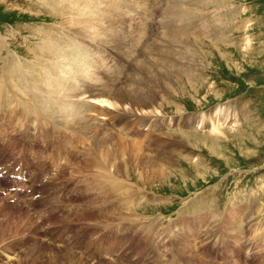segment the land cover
<instances>
[{
    "label": "rangeland",
    "instance_id": "obj_1",
    "mask_svg": "<svg viewBox=\"0 0 264 264\" xmlns=\"http://www.w3.org/2000/svg\"><path fill=\"white\" fill-rule=\"evenodd\" d=\"M45 2L0 0V164L19 150L24 135L28 143L47 139L45 145L53 146L51 168L62 156L71 161H62L60 173L50 175L48 182L47 177L30 181L27 196L0 190V264H264V0ZM63 9L70 19H63ZM77 16L80 23L73 25ZM46 29L51 38L68 31L67 40L54 39L56 44L50 45L43 39ZM72 48L74 55L65 56ZM134 65L140 74L130 76ZM45 66L58 67L54 69L62 80L44 73L38 81L35 74ZM63 66L67 73H62ZM77 72L87 83L100 80L128 91L135 88V74L150 92L152 107L163 106L151 115L160 123L173 119L171 127L162 123V131L155 132L142 124L150 116L139 115V110L116 121L111 105L92 101L97 109L92 114L98 116L92 129L101 125L107 149L115 139L123 151L108 160L121 168L118 178L124 187L117 193L123 188L130 193L108 198L75 189L78 181L84 184L81 177L89 174L95 181L91 174L99 172L93 166L83 168L86 153L79 156L93 148V138L79 134L78 139L52 121L63 110L70 120L81 116L70 101L55 99L80 82ZM218 107H226L230 120L224 133L195 126L196 116L213 114ZM233 116L237 123L231 122ZM186 118L188 124L175 127L174 120ZM160 132H181L170 135L179 141L169 145L175 156L166 169L170 175L137 183L133 172L141 170L139 161L128 154L141 152L153 159V149L169 139ZM72 139L78 140L70 145ZM125 148L131 152L124 153ZM31 160L25 153L26 168L44 166ZM110 206L117 208L105 210ZM100 242L108 243L104 251Z\"/></svg>",
    "mask_w": 264,
    "mask_h": 264
},
{
    "label": "bare ground",
    "instance_id": "obj_2",
    "mask_svg": "<svg viewBox=\"0 0 264 264\" xmlns=\"http://www.w3.org/2000/svg\"><path fill=\"white\" fill-rule=\"evenodd\" d=\"M45 2V0H43ZM185 1V0H184ZM4 2V1H3ZM49 2V1H48ZM58 2V1H57ZM183 2V1H182ZM46 3V2H45ZM50 3V2H49ZM54 3H56L54 1ZM68 3V2H66ZM8 4V3H7ZM48 4V3H47ZM43 6V5H42ZM50 6V4H49ZM52 6H55V4ZM51 6V7H52ZM58 6V5H57ZM96 7V6H95ZM53 8V7H52ZM51 8V9H52ZM63 8V7H62ZM179 8V7H178ZM49 9V8H48ZM56 9V8H55ZM185 9V8H184ZM62 10V9H61ZM59 10V11H61ZM58 11V10H57ZM58 11V12H59ZM176 12V11H175ZM70 13V12H69ZM110 13V12H109ZM60 14V13H59ZM66 13V10L63 9V11H61V15H63V19L66 20V19H70L69 17L71 16L70 14ZM73 14V13H72ZM59 15V16H61ZM74 15V14H73ZM97 16V15H96ZM86 17V16H85ZM84 17V18H85ZM198 17V16H197ZM74 22L72 23L73 25H76L77 23H80L79 19H78V16L77 18L75 17L74 18ZM89 19V18H88ZM192 19V18H191ZM84 20V19H83ZM94 20V18L92 19V21ZM85 21V20H84ZM90 21V20H89ZM88 21V22H89ZM67 23V22H66ZM58 24V23H57ZM60 24V23H59ZM68 24V23H67ZM83 24V23H81ZM227 24V23H226ZM141 25V24H140ZM170 26V25H169ZM32 27V26H31ZM56 27V26H55ZM61 27V26H60ZM70 27V25H69ZM68 27V28H69ZM79 27V26H78ZM76 27V29L78 28ZM232 27V26H231ZM73 28V27H72ZM80 30H81V27H79ZM78 28V29H79ZM44 29V28H43ZM51 29V28H50ZM52 30H53V27H52ZM64 30V29H63ZM83 30V29H82ZM90 30V28H89ZM45 31V30H44ZM47 31V29H46ZM73 32V31H71ZM82 32V31H81ZM95 32V31H94ZM6 33V32H5ZM41 33V32H40ZM45 33V32H44ZM51 33V32H50ZM50 33L47 31V33H45V37L43 38L45 42L49 43L50 45L54 46L56 44V42L54 41V39H59V42H65V40H67V37L66 35L68 34V31H64L61 35L54 37V38H51L50 36ZM222 33V32H221ZM114 34V33H113ZM37 35V34H36ZM53 35V34H52ZM55 36V35H54ZM69 36V35H68ZM129 36V35H128ZM174 36V35H173ZM176 36V35H175ZM3 37V36H2ZM88 37V36H87ZM186 38V37H185ZM1 39V38H0ZM3 39V38H2ZM1 39V40H2ZM61 40V41H60ZM63 40V41H62ZM74 40V39H73ZM110 40V39H109ZM212 41V40H211ZM3 42V41H2ZM6 42V41H5ZM41 43V41H40ZM72 43V42H70ZM8 44V43H7ZM78 44V43H77ZM3 45V44H1ZM9 45V44H8ZM59 45V43H58ZM71 45V44H70ZM6 46V45H5ZM36 46V45H35ZM64 46V45H63ZM62 46V47H63ZM150 46V45H149ZM9 47V46H8ZM8 47H7V50H8ZM44 47V46H43ZM60 47V46H59ZM60 47L59 50L62 48ZM67 47V46H65ZM65 47L63 48V50L65 49ZM69 47V46H68ZM80 47V46H79ZM49 48V47H48ZM74 48V47H73ZM70 49L69 51L68 50H65V56L66 54L68 56H72V54L74 55V51ZM56 49V48H55ZM52 50V49H51ZM50 50V51H51ZM68 51V53H66ZM9 52V51H8ZM45 52V51H44ZM43 52V53H44ZM56 52V51H55ZM62 52V50H61ZM60 52V53H61ZM80 52V50H79ZM82 49H81V55H82ZM90 52V51H89ZM130 53V52H129ZM3 54V53H2ZM50 54V53H49ZM52 54H54V52H52ZM57 52L55 53V56H56ZM62 54V53H61ZM60 54V55H61ZM43 55V54H41ZM77 55V54H76ZM145 55V54H144ZM11 56V55H10ZM130 56V55H129ZM127 57L126 60H124L126 63L127 61L130 60L131 57ZM132 56V54H131ZM12 57V56H11ZM42 57V56H41ZM52 57V56H51ZM75 57V56H74ZM77 57V56H76ZM147 57V55L145 56ZM9 58V57H8ZM49 58V57H48ZM92 58V57H91ZM144 58V57H143ZM4 59V58H3ZM13 59V58H12ZM61 59V58H60ZM58 59V60H60ZM67 59V58H65ZM74 59V58H72ZM44 60V59H43ZM48 60V59H47ZM57 60V59H56ZM2 61V60H1ZM45 61V60H44ZM43 61V62H44ZM67 61V60H66ZM72 61V60H71ZM77 61V59H76ZM75 61V62H76ZM147 61V60H146ZM4 62V61H3ZM47 62V61H46ZM56 62V61H55ZM70 62V61H69ZM74 62V61H73ZM49 63V62H48ZM57 63V62H56ZM60 63V62H59ZM63 63V62H62ZM125 63V64H126ZM5 64V63H4ZM41 64V63H40ZM147 64V63H146ZM59 65V64H57ZM23 66V64H22ZM28 66V65H27ZM33 66V65H32ZM60 66V65H59ZM74 66V65H73ZM127 66V65H126ZM55 66L53 67H49V66H45L43 67L42 69V72H39L38 74L39 77H38V74L36 75L35 74V78L37 77V80L38 81H42V76L43 74L45 73V75L48 76V73L52 76L53 79H55L56 81L57 80H62V78L58 77V72H57V69L58 67H55L57 69H54ZM68 67V66H67ZM66 67V68H67ZM85 67V66H84ZM83 67V68H84ZM124 67V66H123ZM3 68V67H2ZM6 69V68H5ZM15 69V68H14ZM62 73L65 72L64 71V66L62 68H60ZM91 69V68H90ZM131 70H129L130 72V76L135 72L136 73H139L140 70L137 69V67L134 65L130 68ZM16 70V69H15ZM59 70V69H58ZM71 70V69H70ZM85 70V69H84ZM87 70V69H86ZM95 70V69H94ZM23 71V70H22ZM30 71V70H29ZM79 71V70H78ZM14 72V71H13ZM16 73V71H15ZM25 73V72H24ZM31 73H32V70H31ZM67 73V72H65ZM83 73V72H82ZM174 73V72H173ZM34 74V73H33ZM88 74V73H87ZM91 74V73H90ZM97 74V73H96ZM134 74V76H135ZM140 74V73H139ZM21 75V74H20ZM28 75V74H27ZM74 75V74H73ZM76 77L77 79L80 81L79 83L77 84H73V88H68L67 89V92L63 93V95H58V96H61V98H55L56 100H63V101H70L72 104H73V108L74 110L76 109L77 111H80L81 113V116L79 118H75V116L72 118L71 120L65 115L66 112L61 111V115H58V117L55 118V120L52 121V123L54 125H57V126H63L64 130H71L73 131L76 136H78L79 134H82L84 137H81V139H91V137L93 138L92 139V143L94 144L93 148L89 149V151L87 152H83L81 153L79 156L85 154L82 156V159L84 158V161H83V168L87 167V169L89 168V170H91V167H95V171H98L96 174H91V175H94L95 176V181L91 180L92 178H90L89 174L86 175V176H83L81 178H83L82 180H85L83 183L84 184H81L82 186H80V183L81 181H78L75 189L76 190H80L79 188H83L84 191L86 192H82V194H94L97 196H106L109 198V196L111 197H118L124 193H130L131 189H127V188H123L122 190V193H117V190H121L120 188H122V186L124 187V182H120L119 180V170L121 169L119 164L116 165L115 164H110L109 163V159L110 157L112 156H115L117 153H120V155H123V151H122V148H120L119 146V140H115V139H110V143H109V147L107 149V145H108V140L106 139V137L101 134V132L99 131L100 130V126L97 127H94L92 129V126L95 124V121L97 119L96 115H93L92 112L94 110L97 111L96 107H95V104L92 103V101L94 102H100V103H105V104H109V106L111 105V107H113L112 109H114V118H116V121H121L120 119L122 117H131V116H134V112L135 111H138L139 110V115H148L150 117H154L155 119L153 118H150V117H147V118H143L141 119L142 120V124H144L145 126L149 125L155 132L156 131H162V129L160 128L161 124L163 123L164 126L166 128H169L171 127L169 125L170 122H172L171 119H169V122H161L160 123V119H157L154 115L158 114L157 112H162L163 110V106L161 104H159L160 108H153L152 105L154 103L153 99L149 97V91L145 88H143L142 86V83L139 81V77H137L136 79H134V76L131 77V79H133L134 83L135 84V90H130L128 91V89H123V87H119V88H115V86L111 83H107L105 84V82H101L100 80L97 81V80H92L90 81L89 83L86 82L85 79L82 78V76L77 72L76 74ZM74 75V76H75ZM95 75V74H94ZM128 75V76H129ZM176 76V74H175ZM9 77V76H8ZM25 77V76H23ZM30 77V76H29ZM84 77V76H83ZM174 77V76H173ZM22 77H20L21 79ZM34 78V77H33ZM124 78V77H123ZM143 78V77H142ZM167 78V76H166ZM12 79V78H11ZM14 79V78H13ZM24 80V78H22ZM158 79V78H157ZM170 79V78H168ZM46 80V79H45ZM50 80V78H49ZM139 81V82H138ZM16 82V81H15ZM159 82V81H158ZM35 83L37 84V88L38 86H40L41 88V84H39V82L36 81L35 79ZM65 83H68V82H65ZM64 83V84H65ZM63 84V86H64ZM165 84V83H164ZM48 85V84H47ZM61 86V85H60ZM71 86V85H70ZM120 86V85H119ZM133 86V85H132ZM53 87V86H52ZM55 87V86H54ZM66 87V86H65ZM72 87V86H71ZM179 87V86H178ZM177 87V89H179ZM143 88V89H142ZM11 89V88H10ZM176 89V91H177ZM45 90V89H44ZM2 91V90H1ZM0 91V92H1ZM140 92V93H139ZM144 93V94H143ZM33 94V93H32ZM33 95L35 96H39V94L37 93H34ZM33 95L31 96V99L34 101L35 99L33 98ZM3 99V98H2ZM164 99V98H163ZM10 100V99H9ZM31 103V102H30ZM61 103V102H60ZM70 104V103H69ZM63 106V105H62ZM64 107V106H63ZM67 107V106H66ZM126 108H127V111H126ZM226 108V107H225ZM225 108H221V107H218L213 114H210L209 115H205V114H202L201 116L195 118V126L197 128H203V129H207L208 132L210 131V133H214V134H222L224 133V129H222L225 124H229L230 123V120L228 119V114L226 115V109ZM16 109V108H15ZM129 109V110H128ZM113 111V110H112ZM111 111V112H112ZM22 112V111H21ZM53 112V111H52ZM69 112V111H68ZM74 112V111H72ZM54 113V112H53ZM100 113V112H99ZM222 113V114H221ZM151 114H154V115H151ZM160 114V113H159ZM232 114V113H231ZM229 114V115H231ZM71 115V114H70ZM73 115V114H72ZM77 115V114H76ZM80 115V114H79ZM100 115V114H99ZM128 115V116H127ZM220 115H221V119H220ZM223 115V116H222ZM235 116V115H234ZM233 116V117H234ZM52 117V116H51ZM50 117V118H51ZM143 117V116H141ZM231 117V116H230ZM232 117V118H233ZM193 118V119H194ZM231 118V122L233 123H237L238 120L234 117L233 119ZM48 119V117H47ZM192 119V118H191ZM65 121V123L61 122V121ZM168 120V119H167ZM184 120V121H183ZM115 122V120H113ZM137 122V121H136ZM50 123V122H49ZM188 118L186 119H182V120H174V125L175 127H181L183 124H188ZM51 125V124H50ZM59 126V127H60ZM163 127V126H162ZM61 128V127H60ZM114 129V128H113ZM112 129V130H113ZM148 129V128H147ZM118 130V129H117ZM170 130V129H169ZM166 131V130H165ZM168 131V130H167ZM180 131V130H179ZM111 132V131H110ZM151 132V131H150ZM178 134L181 132H177ZM177 133H167V132H160V135L163 134L165 135L164 137L166 139H168L167 142L163 141V143H159L155 149H153L152 154H154V158H149L146 156V154H142L141 152H132L129 155V157H134L136 158V160H138L137 162V166L138 168L140 167L141 170L139 169V172L138 173H135L133 172V176L135 175V181L138 183L139 180L141 179L142 181L146 182V183H150V182H154V180L156 181H161L162 179H164L165 177L169 176L170 175V172L166 171V169H170V167L173 166L172 164V159L175 158L174 154L172 152H170V146L169 145H175L177 146V142L179 144V141L177 140H174V139H171L170 138V135L172 134H177ZM91 134V135H90ZM149 134V133H148ZM154 134V133H153ZM184 137H188L187 134H184ZM147 135V134H146ZM145 135V136H146ZM182 135V136H183ZM144 136V138H145ZM110 137V136H109ZM114 138H116L115 136H113ZM196 137V136H195ZM79 139V136L77 137ZM108 138V137H107ZM78 139H72V140H68L69 141V144L72 145L73 143H75ZM146 139H147V136H146ZM155 139V138H153ZM150 140V138H149ZM159 140V139H158ZM183 140V139H182ZM147 141V140H146ZM201 141V140H200ZM58 145L61 146L62 143H64V141L61 139V140H58ZM158 142V141H157ZM156 142V143H157ZM66 147V145L63 144V147L62 149ZM130 147V146H129ZM212 148V147H211ZM175 149V148H174ZM86 150V149H85ZM88 150V149H87ZM173 150V149H172ZM143 151V150H142ZM129 153L131 152L130 150H126V148L124 149V153ZM70 152L67 150L66 151V154H69ZM150 153V152H149ZM59 155V154H58ZM120 155H116V156H120ZM125 155V154H124ZM110 156V157H109ZM177 156V155H176ZM79 158V157H78ZM123 158V157H122ZM121 158V159H122ZM125 158V156H124ZM147 158V159H146ZM115 159V158H113ZM130 159V158H129ZM116 160V159H115ZM123 160V159H122ZM135 162V161H133ZM35 163V162H34ZM114 163V162H113ZM81 164V165H82ZM126 164V163H125ZM77 165V164H76ZM123 166V165H122ZM79 167V166H78ZM125 167V166H124ZM40 168V167H39ZM112 168V172L114 173H111L110 171H108V169ZM126 168V167H125ZM79 171H80V168H78ZM107 170V172H106ZM111 170V169H110ZM76 171V170H75ZM78 171V172H79ZM127 171V170H126ZM81 172V171H80ZM79 172V173H80ZM89 173L88 170H86V173ZM132 172V171H131ZM75 173V172H74ZM119 173V174H118ZM76 175V174H75ZM73 176V175H71ZM79 176V175H78ZM81 176V175H80ZM97 176V177H96ZM99 176V177H98ZM128 176V174H127ZM51 178V176H49ZM77 177V176H75ZM93 177V176H92ZM129 177V176H128ZM81 178L79 177V179L81 180ZM89 178V180H88ZM52 179V178H51ZM49 179V180H51ZM53 179H55L53 177ZM73 180L75 178H72ZM54 181V180H53ZM93 182V183H92ZM88 183H91V184H88ZM78 187V188H77ZM74 189V190H75ZM144 189V188H143ZM143 189L142 191L140 192V194H144L143 193ZM81 191V190H80ZM79 191V192H80ZM134 191V190H133ZM136 192L139 191V189H135ZM54 192V191H53ZM81 194V192H80ZM56 196V195H55ZM80 196V195H79ZM95 197V196H94ZM95 197V198H96ZM54 198V197H53ZM85 198H86V195H85ZM113 198V200H114ZM112 200V199H111ZM56 200L52 199V202H55ZM50 202V203H52ZM101 202H99L100 204ZM110 203V202H109ZM115 203V202H114ZM119 203V202H118ZM117 203V204H118ZM57 204V203H55ZM96 204V203H95ZM98 204V203H97ZM96 204V206H97ZM98 204V205H99ZM116 204V203H115ZM114 204V205H115ZM59 205V204H57ZM94 205V204H93ZM111 205V204H109ZM45 206V205H44ZM56 206V205H55ZM86 207V206H85ZM94 207V206H93ZM108 207V206H107ZM115 207V206H114ZM112 207L110 206L109 208L105 209V210H110V211H113L115 208L117 207ZM55 208V207H54ZM92 208V207H91ZM32 209V208H31ZM61 209V208H60ZM71 209V208H69ZM98 209V208H97ZM100 209H102V207H100ZM99 209V210H100ZM124 209V208H123ZM68 210V209H66ZM84 210V208H83ZM98 210V211H99ZM69 211V210H68ZM82 212V211H81ZM105 212V211H104ZM97 213V212H96ZM97 217V216H96ZM98 218V217H97ZM99 221V219L97 220ZM96 221V223H98ZM255 224V223H254ZM94 225V224H93ZM114 225V224H113ZM233 234V233H232ZM233 239V238H232ZM254 239V238H253ZM262 244V243H261ZM263 246V245H262ZM260 247V246H259ZM133 263V262H132Z\"/></svg>",
    "mask_w": 264,
    "mask_h": 264
}]
</instances>
